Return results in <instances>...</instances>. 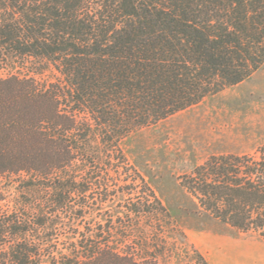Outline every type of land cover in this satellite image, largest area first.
Listing matches in <instances>:
<instances>
[{
  "label": "trees",
  "instance_id": "1",
  "mask_svg": "<svg viewBox=\"0 0 264 264\" xmlns=\"http://www.w3.org/2000/svg\"><path fill=\"white\" fill-rule=\"evenodd\" d=\"M18 59L0 77V264H169L174 215L121 143L261 68L264 0H0V69ZM179 184L193 214L264 237V144Z\"/></svg>",
  "mask_w": 264,
  "mask_h": 264
},
{
  "label": "rangeland",
  "instance_id": "2",
  "mask_svg": "<svg viewBox=\"0 0 264 264\" xmlns=\"http://www.w3.org/2000/svg\"><path fill=\"white\" fill-rule=\"evenodd\" d=\"M26 67L24 61L18 59L13 66L0 69V77L25 73ZM43 77L55 80L59 73L49 70ZM263 144L264 64L242 82L137 129L122 141L130 164L174 215V224L179 231L174 234L175 256L169 264H197L195 249L210 264H264L262 235L255 231H240L219 220L193 214L190 211L191 196L179 184L181 175L203 163L210 155H258ZM112 176L113 185L118 184L114 187L119 190L136 187L130 185L134 177H138L132 169L127 174L113 173ZM13 179L2 180L6 194L2 203L5 205H13L19 197L17 178ZM138 187L147 189L141 178H138Z\"/></svg>",
  "mask_w": 264,
  "mask_h": 264
}]
</instances>
